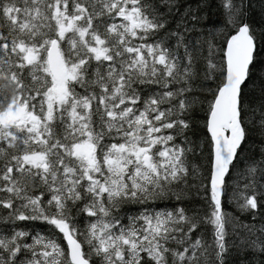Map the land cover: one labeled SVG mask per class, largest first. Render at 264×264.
Instances as JSON below:
<instances>
[{
	"label": "snow or ice",
	"instance_id": "1",
	"mask_svg": "<svg viewBox=\"0 0 264 264\" xmlns=\"http://www.w3.org/2000/svg\"><path fill=\"white\" fill-rule=\"evenodd\" d=\"M0 264H264V0H0Z\"/></svg>",
	"mask_w": 264,
	"mask_h": 264
},
{
	"label": "trees",
	"instance_id": "2",
	"mask_svg": "<svg viewBox=\"0 0 264 264\" xmlns=\"http://www.w3.org/2000/svg\"><path fill=\"white\" fill-rule=\"evenodd\" d=\"M190 2H193V3H194V2H195V0H190ZM229 210L231 211V210H233V209H232V208H229Z\"/></svg>",
	"mask_w": 264,
	"mask_h": 264
}]
</instances>
